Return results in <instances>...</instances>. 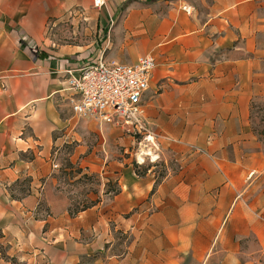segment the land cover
<instances>
[{
    "label": "crops",
    "instance_id": "crops-1",
    "mask_svg": "<svg viewBox=\"0 0 264 264\" xmlns=\"http://www.w3.org/2000/svg\"><path fill=\"white\" fill-rule=\"evenodd\" d=\"M103 1L0 0V264H264V0ZM61 22L93 28L91 49L56 44ZM100 52L154 58L143 119L181 168L137 174L128 127L73 115L62 72ZM63 155L101 181L72 214Z\"/></svg>",
    "mask_w": 264,
    "mask_h": 264
},
{
    "label": "built area",
    "instance_id": "built-area-1",
    "mask_svg": "<svg viewBox=\"0 0 264 264\" xmlns=\"http://www.w3.org/2000/svg\"><path fill=\"white\" fill-rule=\"evenodd\" d=\"M92 5L101 8L104 1L92 0ZM182 10L190 14L191 9L184 6ZM154 68L155 60L150 55L128 65L105 60L103 52L66 67L62 74L71 94L73 115L103 125L142 129L143 97Z\"/></svg>",
    "mask_w": 264,
    "mask_h": 264
},
{
    "label": "rangeland",
    "instance_id": "rangeland-1",
    "mask_svg": "<svg viewBox=\"0 0 264 264\" xmlns=\"http://www.w3.org/2000/svg\"><path fill=\"white\" fill-rule=\"evenodd\" d=\"M259 13L264 16V6L260 9ZM52 32L55 35V42L58 45L76 40V43L85 47L95 40V31L93 28L89 27L88 24L84 28H81L79 25L61 22L58 26L53 28ZM89 49H91V45L84 51ZM144 126L145 127L142 129L128 127L125 128L123 132L130 135L132 138L130 152L133 154L136 173L143 174L146 168L153 166L155 176L157 180H159L166 170L172 172L181 168L182 165L185 164V156L182 157L171 147H162L159 143L154 144V138L150 136L146 124ZM249 129L256 143L257 151L260 152L264 158V84L263 87L259 89L258 93L252 96L250 103ZM123 149L125 148L119 146L116 151H118L119 154H123ZM112 151L114 152V148L112 150L110 149V152ZM192 151L197 152L199 156L203 155L202 150H197L196 147H193ZM147 152L150 155L147 156ZM145 156L149 158V160H146ZM199 161L201 162V157ZM140 163L141 165H139ZM56 167V170L59 171L57 176L61 179L63 187L66 191L70 192L71 207L69 211L71 214L81 211L84 207L93 202L90 199H85V194L91 193V195L94 196L96 189L101 184L100 177H97L96 174L93 173H86L78 166L72 165L69 161L65 160V155L62 156L60 167ZM78 169H80V171H78ZM257 180L264 185V167L258 175ZM113 186L114 184L109 182L105 189L113 190ZM12 262L14 263V261Z\"/></svg>",
    "mask_w": 264,
    "mask_h": 264
},
{
    "label": "bare ground",
    "instance_id": "bare-ground-1",
    "mask_svg": "<svg viewBox=\"0 0 264 264\" xmlns=\"http://www.w3.org/2000/svg\"><path fill=\"white\" fill-rule=\"evenodd\" d=\"M146 155L148 156V155H150L148 152L146 153ZM154 157V156H153ZM155 159V158H154ZM141 160V159H140Z\"/></svg>",
    "mask_w": 264,
    "mask_h": 264
},
{
    "label": "trees",
    "instance_id": "trees-1",
    "mask_svg": "<svg viewBox=\"0 0 264 264\" xmlns=\"http://www.w3.org/2000/svg\"><path fill=\"white\" fill-rule=\"evenodd\" d=\"M78 171H80V169H78ZM86 207H88V206H86ZM86 207H84L83 209H85ZM83 209H82V210H83Z\"/></svg>",
    "mask_w": 264,
    "mask_h": 264
}]
</instances>
